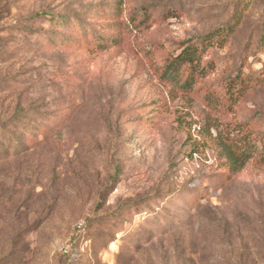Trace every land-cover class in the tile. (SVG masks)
I'll list each match as a JSON object with an SVG mask.
<instances>
[{
	"label": "rangeland",
	"instance_id": "rangeland-1",
	"mask_svg": "<svg viewBox=\"0 0 264 264\" xmlns=\"http://www.w3.org/2000/svg\"><path fill=\"white\" fill-rule=\"evenodd\" d=\"M0 264H264V0H0Z\"/></svg>",
	"mask_w": 264,
	"mask_h": 264
},
{
	"label": "trees",
	"instance_id": "trees-1",
	"mask_svg": "<svg viewBox=\"0 0 264 264\" xmlns=\"http://www.w3.org/2000/svg\"><path fill=\"white\" fill-rule=\"evenodd\" d=\"M194 53L191 52L190 49H185L180 53L167 67L166 74L167 77H171L177 79L180 74V70L184 65L193 66L195 64ZM188 82L185 83L187 85ZM227 158L231 165V170L236 172L242 168L244 165V160H248V152H245V156L238 155L235 150L231 147H226ZM85 228V224H83V229Z\"/></svg>",
	"mask_w": 264,
	"mask_h": 264
},
{
	"label": "built area",
	"instance_id": "built-area-1",
	"mask_svg": "<svg viewBox=\"0 0 264 264\" xmlns=\"http://www.w3.org/2000/svg\"><path fill=\"white\" fill-rule=\"evenodd\" d=\"M83 224H84V223H79V224L77 225L78 229H82V228H83Z\"/></svg>",
	"mask_w": 264,
	"mask_h": 264
}]
</instances>
